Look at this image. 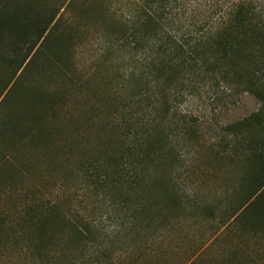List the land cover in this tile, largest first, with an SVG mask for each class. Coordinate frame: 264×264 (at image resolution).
<instances>
[{
	"label": "trees",
	"instance_id": "obj_1",
	"mask_svg": "<svg viewBox=\"0 0 264 264\" xmlns=\"http://www.w3.org/2000/svg\"><path fill=\"white\" fill-rule=\"evenodd\" d=\"M2 1L0 39L5 34L10 44L0 100L5 93L15 102L0 128L5 182L13 189L17 177L23 184L32 177L30 162L16 163L24 148L58 158L65 171L57 197L30 187L14 221L5 219L4 229L0 219V264L5 254L45 263L69 249L64 263L89 264L111 257L105 241L129 251L154 247L194 218L200 203L178 184L185 163L179 106L207 87L260 103L224 128L231 138L222 145L245 186L232 222L264 234V0H63L59 7L56 0L50 8L41 0ZM80 48L91 50L111 87L103 109H89L101 120L92 141L74 116L85 106L76 101L82 87L69 63ZM104 215L112 235L97 223Z\"/></svg>",
	"mask_w": 264,
	"mask_h": 264
},
{
	"label": "rangeland",
	"instance_id": "obj_2",
	"mask_svg": "<svg viewBox=\"0 0 264 264\" xmlns=\"http://www.w3.org/2000/svg\"><path fill=\"white\" fill-rule=\"evenodd\" d=\"M41 1L49 8L57 2ZM0 4L5 5L2 0ZM62 4L63 0L58 7ZM9 44L5 34L2 35L0 64ZM69 63L73 67V78L82 87L80 91L76 90V101L79 105H85V108L80 107L85 113L77 109L74 116H77L78 123L84 125L83 132L92 141L101 120L97 115H92L89 109L98 106L102 110L111 87L96 70L90 49L74 50ZM13 104L15 102L5 101L4 93L0 100V128L5 124L7 111ZM259 109L260 103L253 96L237 94L222 87L200 89L197 96L180 105L179 112L184 118L181 122L183 133L179 137V150L185 163L179 172L178 184L188 199L200 203L201 210L186 224L165 232L164 238L154 247L142 246L129 251L119 241L113 240V248L109 241H105L111 257L91 258L87 260L89 264L97 261L99 264H264V234L247 233L237 222H232V216L241 204L245 186L241 180L240 167L229 159L230 151L222 145L224 140L231 138L223 131L225 127L246 119ZM87 119L88 126L85 125ZM5 146L7 139L0 133V152L4 158ZM16 155V163L30 162L33 172L24 184L17 177V184L12 189L11 184L5 182V163L0 167V219L4 220V229L5 219L7 223L12 222L21 211L22 199L30 187L44 190L48 198L61 194L55 186L62 180L65 171V165L58 158L55 162L50 159L47 161L42 159L40 152L33 153L28 148ZM85 206L89 209L86 216H89L93 204L87 201ZM99 218L101 223H97L108 234L115 231L106 215ZM63 248L66 249L65 246ZM63 254V259H49L45 263L28 254H5L1 264H62L74 252L69 249ZM67 263L70 261L64 264Z\"/></svg>",
	"mask_w": 264,
	"mask_h": 264
}]
</instances>
